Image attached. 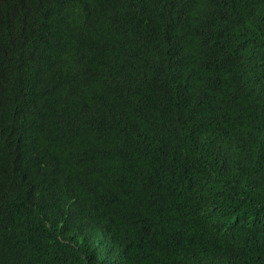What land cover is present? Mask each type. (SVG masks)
<instances>
[{"label":"trees","instance_id":"1","mask_svg":"<svg viewBox=\"0 0 264 264\" xmlns=\"http://www.w3.org/2000/svg\"><path fill=\"white\" fill-rule=\"evenodd\" d=\"M252 238L264 0H0V264H264L226 260Z\"/></svg>","mask_w":264,"mask_h":264},{"label":"clouds","instance_id":"2","mask_svg":"<svg viewBox=\"0 0 264 264\" xmlns=\"http://www.w3.org/2000/svg\"><path fill=\"white\" fill-rule=\"evenodd\" d=\"M97 199L100 201V199L98 197H97ZM58 206H60L62 208L63 215H65V213L67 211L66 206H70L72 208V210H74L75 213L80 216V208H79V206L75 200L65 199L64 201L58 202ZM90 224H95V223L90 220L88 225H90ZM106 240L108 243H111V242L115 241V238H113L111 236H106ZM200 249H201V252H202L204 258L206 259V261L209 264H214V262H217V260L215 258L216 252L211 254V253H208L203 247H200ZM259 249H264V238H261L257 241L253 238L252 239H242V240L236 239L235 243L233 245H231L230 252L226 257V260H229L231 257L238 255V254L241 255L243 257V260H244L245 258H247L250 255V252L252 250H259Z\"/></svg>","mask_w":264,"mask_h":264}]
</instances>
